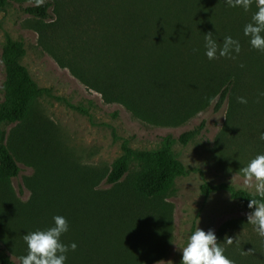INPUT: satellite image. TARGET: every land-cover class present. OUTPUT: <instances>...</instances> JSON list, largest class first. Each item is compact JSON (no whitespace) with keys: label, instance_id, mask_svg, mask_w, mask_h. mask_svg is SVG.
<instances>
[{"label":"rangeland","instance_id":"obj_1","mask_svg":"<svg viewBox=\"0 0 264 264\" xmlns=\"http://www.w3.org/2000/svg\"><path fill=\"white\" fill-rule=\"evenodd\" d=\"M43 1L53 4L50 20L25 12ZM182 1L205 15L229 20L241 10L250 17L257 10V0L247 12L227 7L224 0H33L10 2L0 11V105L5 98L2 50L7 37L24 42L27 54L22 64L51 93L33 103L25 124L2 125L20 174L11 181L0 179V254L15 264L27 254L26 243L12 242L17 213L15 222L21 220L25 234L53 226L54 216L65 217L69 230L61 242L77 244L65 264H180L181 249L197 227L214 230L233 264H264V240L247 223L250 211L227 190L203 192L205 185H227L255 194L245 187L239 169L264 153L259 139L264 132V99L257 102L264 91V52L249 50L236 56L249 65L254 60L255 75L245 72V88L236 87L219 110L214 99L206 109L174 124L140 119L119 103H107L78 78V68H87L109 42L124 40L121 32L104 24V18H115L118 7L143 14L162 5L161 13L175 12V3L181 6ZM237 97L247 99V104L238 103ZM201 125L192 142L174 147L188 173L167 195L144 199L137 194V162L120 184H107L124 143L135 150H155L164 137L179 138ZM62 171L70 176L68 183ZM227 238L233 243H225Z\"/></svg>","mask_w":264,"mask_h":264},{"label":"trees","instance_id":"obj_2","mask_svg":"<svg viewBox=\"0 0 264 264\" xmlns=\"http://www.w3.org/2000/svg\"><path fill=\"white\" fill-rule=\"evenodd\" d=\"M14 1L25 3L33 0H0V11ZM123 6L117 8L119 11L113 20L109 17L105 19V16L101 20L104 18V24L113 32H121L124 40L109 42L101 55H94L95 60L90 61L87 68H78V78L82 83L102 94L107 103H119L136 117L154 124L181 123L206 109L214 99H217L216 110H219L236 87L245 88V83L241 82L245 72L255 73L254 60L249 65L237 58L234 61L231 58L210 61L204 55V35L209 32L218 44H222L225 36L238 40L241 46L239 55L249 50L254 54L255 49L243 34V28L251 22V17L242 10L236 12L233 20H229L188 8L184 1L181 6L175 3V12L164 13L158 9L162 5L143 14L131 13ZM52 7L50 1H43L26 8L25 12L46 21L51 19ZM193 49L198 51L194 52ZM26 54L23 41L6 38L2 50L6 71L5 98L0 105L2 181H11L20 174L17 158L5 144L2 125L25 124L31 118L33 103L51 94L35 82L22 64ZM202 129L203 125L198 126L184 132L179 138L168 135L155 150H135L124 143L122 156L106 177L107 184H120L133 163L137 162L138 171L134 181L137 194L144 199L167 195L175 187L176 180L188 173L175 155L174 147L177 144L187 146L200 135ZM20 139L23 144H29L27 138ZM62 174L66 175L68 183L70 176L65 171ZM220 190H227L249 211V199L258 198L246 190L227 185L203 187L205 195ZM17 215L13 214L12 242L25 243L22 222H15ZM0 264L15 262L9 256L0 254Z\"/></svg>","mask_w":264,"mask_h":264},{"label":"clouds","instance_id":"obj_3","mask_svg":"<svg viewBox=\"0 0 264 264\" xmlns=\"http://www.w3.org/2000/svg\"><path fill=\"white\" fill-rule=\"evenodd\" d=\"M229 8H243L247 12L252 0H224ZM243 34L248 37L250 46L264 52V0H257V10L251 17V22L243 28ZM204 55L210 61L219 58L235 59L241 51L240 42L231 36H225L222 44H218L211 32L204 35ZM193 51H198L193 49ZM240 67H244L243 64ZM237 102L247 104V99L237 97ZM264 99V91L258 93L257 102ZM264 141V132L259 136ZM244 177V185L248 189H254L258 198L249 199L247 207L251 210L247 214V223L259 238L264 240V153L257 154L247 165L239 169ZM69 224L65 217L57 215L53 217V226L45 230H36L23 236L27 245V254L19 257L20 264H65L67 253L75 252L77 244L72 242L65 245L61 242V236L68 232ZM227 244L233 240L227 238ZM182 258L180 264H233L225 255V249L217 242L214 230L207 232L196 228L188 237L186 245L181 249Z\"/></svg>","mask_w":264,"mask_h":264}]
</instances>
